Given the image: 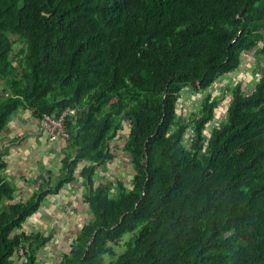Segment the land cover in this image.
Masks as SVG:
<instances>
[{
	"label": "trees",
	"instance_id": "1",
	"mask_svg": "<svg viewBox=\"0 0 264 264\" xmlns=\"http://www.w3.org/2000/svg\"><path fill=\"white\" fill-rule=\"evenodd\" d=\"M261 41L264 0H0V136L22 110H75L59 175L29 197L0 150V264H42L53 234L24 225L78 177L91 216L59 264H264ZM253 50L255 87L237 83L209 133L211 92L180 116L184 88L208 90ZM118 139L131 183H97Z\"/></svg>",
	"mask_w": 264,
	"mask_h": 264
},
{
	"label": "crops",
	"instance_id": "2",
	"mask_svg": "<svg viewBox=\"0 0 264 264\" xmlns=\"http://www.w3.org/2000/svg\"><path fill=\"white\" fill-rule=\"evenodd\" d=\"M62 146V139L55 142L49 140L48 134L39 124V120L32 117L28 111L22 110L10 121L7 129L0 136V150L5 154L7 160L6 173L8 178L17 183L18 192H22L24 198L29 197L34 189L43 182L42 174L47 176L59 175L58 169L61 165L63 153ZM112 150L115 155L114 160L109 162L106 167L100 166L98 168L96 179L103 174L109 176V169L112 167L114 173L119 175H115L117 182V180H122L123 175L121 173L124 174L125 169L128 172L131 170L129 158L123 149L118 151L113 148ZM130 180L131 176L128 183L125 180L122 181L130 185ZM98 183H101V180ZM85 191L86 187L83 184L82 177H78L74 182L65 184L59 193L49 194L45 198L41 209L27 220L24 225L25 230H40L46 234L52 233L53 239L51 240L53 242L60 239L65 243V240L71 243L76 234L72 230L77 226L74 223L68 227L66 221L74 220L79 223L76 220H82L84 218L83 214L88 213V205L84 200ZM53 219L62 220L58 224V222L53 223ZM82 224L83 222H81V226L77 227L78 230L82 227ZM56 233L59 235L58 238ZM46 251L44 249L43 253H46Z\"/></svg>",
	"mask_w": 264,
	"mask_h": 264
},
{
	"label": "rangeland",
	"instance_id": "3",
	"mask_svg": "<svg viewBox=\"0 0 264 264\" xmlns=\"http://www.w3.org/2000/svg\"><path fill=\"white\" fill-rule=\"evenodd\" d=\"M12 38H17L16 36H12ZM260 47L264 46V41H261L259 43ZM17 49H20V45L16 46ZM256 51L253 50L247 54L243 55L242 63L238 69H236L234 72L228 73L220 79H218L208 90L206 91H200L195 92L191 91L189 88H184L183 92L181 94L180 100L178 102L177 110L178 113L182 118H184L186 121L190 120L191 117L194 115V113L199 112L201 107V100L202 98L208 93L211 92L213 96L219 97L220 104L218 108L216 109L215 119L213 122L208 124L207 130L208 133L212 130V127L214 124H218L225 116L226 109L228 107L230 98L232 97V90L235 88L237 83H240L242 86V89L247 91H252L255 87L259 77L260 73L259 68L256 67ZM256 68V69H255ZM42 127V126H41ZM125 131H122V134ZM190 133V130L188 131ZM190 134L186 137V143L190 144ZM123 140H117L113 141L112 145L115 149L118 151L122 149ZM126 168V167H125ZM114 169L111 167L109 169V176H106L103 174L100 178H97L95 181L100 182H115L116 178L115 175L119 176L117 173H114ZM127 172V173H126ZM123 176L122 180H125L127 183L129 182L128 179H130V170L129 172L127 169H125V173H121ZM56 179V177H55ZM97 182V183H98ZM91 216L89 212L85 215L83 214L82 220H76L79 221V223H76L74 220H68L66 221V226L70 227V225L76 224L77 227L81 226V222L84 223L85 220H87ZM87 217V218H86ZM62 219H53L52 222H58V224L61 223ZM65 223V222H64ZM63 223V224H64ZM47 226V225H46ZM75 226V227H76ZM77 227L73 229L74 233L78 232ZM44 228V227H41ZM30 231V230H29ZM129 235V234H128ZM126 235V236H128ZM56 237L58 238L59 235L56 233ZM53 239V238H52ZM65 242L60 241V239L57 242H53V240L49 241L47 246L44 248L46 249V253H43L40 255V260L42 261V264H59V260L61 258V254L64 252H67L71 248V243H69L67 240ZM70 241V240H69ZM67 245V246H66ZM43 249V250H44ZM16 264H20V262H16Z\"/></svg>",
	"mask_w": 264,
	"mask_h": 264
},
{
	"label": "built area",
	"instance_id": "4",
	"mask_svg": "<svg viewBox=\"0 0 264 264\" xmlns=\"http://www.w3.org/2000/svg\"><path fill=\"white\" fill-rule=\"evenodd\" d=\"M75 113L74 109L67 108L62 112L60 116L50 115L44 113L39 119V124L47 132L50 141H58L59 139H66L69 134L65 130V118L68 115H73ZM20 254H23V250H20Z\"/></svg>",
	"mask_w": 264,
	"mask_h": 264
}]
</instances>
